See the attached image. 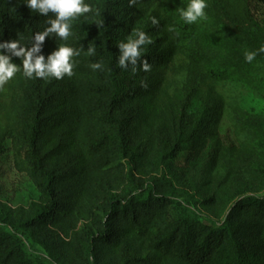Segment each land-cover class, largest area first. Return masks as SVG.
I'll return each mask as SVG.
<instances>
[{"label":"trees","instance_id":"obj_1","mask_svg":"<svg viewBox=\"0 0 264 264\" xmlns=\"http://www.w3.org/2000/svg\"><path fill=\"white\" fill-rule=\"evenodd\" d=\"M259 1L206 0L188 24L191 0H85L67 41L39 42L57 13L0 0V44L76 53L71 75L29 78L0 48L20 67L0 85V158L39 194L0 200V264H264V135L238 110L240 90L264 94Z\"/></svg>","mask_w":264,"mask_h":264},{"label":"clouds","instance_id":"obj_2","mask_svg":"<svg viewBox=\"0 0 264 264\" xmlns=\"http://www.w3.org/2000/svg\"><path fill=\"white\" fill-rule=\"evenodd\" d=\"M24 2L32 11L39 10L42 13H47L52 10L57 13V19L51 23V27L36 35V40L39 42H43L45 37L51 32H55L59 37L67 41L72 35V22L92 11V7L85 3V0H24ZM131 2L135 3V0H131ZM206 7V0H191L186 8L180 10V16L188 24L195 23L200 19H206ZM97 22L100 23L99 21ZM147 42L150 43L151 41L148 40ZM145 43V33L137 30L130 37L128 43L120 45L122 49L120 64L124 65L129 59L135 63L136 58L141 55L140 45ZM5 47L14 50L15 55L24 57L22 63L23 73L29 78L33 77V74L35 76H55L57 78L62 77L65 73L71 75L74 65L73 57L76 55L72 46L62 45L49 57L47 63L42 55L35 57V59L33 58V53L39 51V44L30 50L18 47L17 41L0 44V48ZM259 51L264 52V47H261ZM257 54L254 51L247 52L245 58L248 62H252ZM98 67H100L99 64L92 65L93 69ZM148 68L149 66L145 64L144 69L147 71ZM18 71H20V67L10 62L8 55L0 52V85L12 79Z\"/></svg>","mask_w":264,"mask_h":264},{"label":"rangeland","instance_id":"obj_3","mask_svg":"<svg viewBox=\"0 0 264 264\" xmlns=\"http://www.w3.org/2000/svg\"><path fill=\"white\" fill-rule=\"evenodd\" d=\"M257 14L261 20H264V5L260 1ZM238 102V110L248 118L252 129L264 135V94L259 95L257 91L242 89L239 91ZM221 132L225 137L234 138L233 127L229 120H223ZM182 164V161L176 162L178 166ZM38 197L39 194L32 181L16 172L10 159L1 156L0 200L8 206L17 207L28 205Z\"/></svg>","mask_w":264,"mask_h":264}]
</instances>
